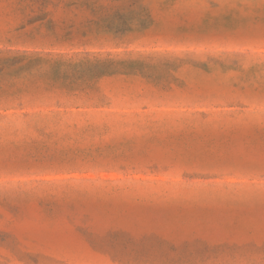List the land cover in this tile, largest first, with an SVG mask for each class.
<instances>
[{
  "label": "rangeland",
  "instance_id": "374dc122",
  "mask_svg": "<svg viewBox=\"0 0 264 264\" xmlns=\"http://www.w3.org/2000/svg\"><path fill=\"white\" fill-rule=\"evenodd\" d=\"M0 264H264V0H0Z\"/></svg>",
  "mask_w": 264,
  "mask_h": 264
},
{
  "label": "trees",
  "instance_id": "16d2710c",
  "mask_svg": "<svg viewBox=\"0 0 264 264\" xmlns=\"http://www.w3.org/2000/svg\"><path fill=\"white\" fill-rule=\"evenodd\" d=\"M51 63L52 68L54 69V73L56 77H62L65 80L69 79H79L84 75L87 76L94 68H99L110 61H90V60H82L78 63H72V61H63L61 59L55 61H49Z\"/></svg>",
  "mask_w": 264,
  "mask_h": 264
}]
</instances>
